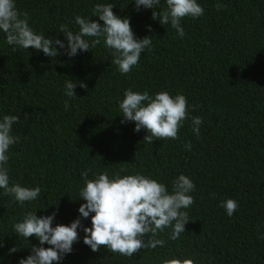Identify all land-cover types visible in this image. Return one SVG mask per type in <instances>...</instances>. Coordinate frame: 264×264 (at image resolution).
I'll return each instance as SVG.
<instances>
[{
  "label": "trees",
  "instance_id": "trees-1",
  "mask_svg": "<svg viewBox=\"0 0 264 264\" xmlns=\"http://www.w3.org/2000/svg\"><path fill=\"white\" fill-rule=\"evenodd\" d=\"M15 3L37 34L65 44L60 25L76 33V16L98 20L92 16L94 6L112 3L114 14L129 18L136 38L151 36L152 47L124 75L103 41L74 57L56 46L61 54L51 58L8 45L0 30V121L5 115L19 117L12 131L19 142L10 146L5 167L10 186L41 189L37 200L23 206L0 189V264H19L31 246H41L34 236L27 240L14 231L26 212L38 217L55 212L53 226L80 217L85 203L79 195L85 186L81 173L88 169V179L100 173L110 179L117 173L142 174L163 183L169 193L172 182L186 175L195 184L189 193L195 202L185 209L189 222L177 240L169 239L172 229L167 228L157 236L164 246L141 249L130 258L104 247L93 252L79 228V240L59 264H164L174 258L194 264H264V0H197L204 15L181 21L183 38L170 24L153 20V9L137 10L135 0ZM217 4L224 9L217 11ZM165 8L166 0H160L156 11ZM66 80L87 88L77 83L76 98H69ZM128 89L153 97L160 91L184 95L189 115L179 138L150 144L144 141L146 129L136 132L135 122L121 123L119 103ZM192 117L203 119L199 136ZM227 199L239 205L231 217L220 206ZM91 215L81 218L84 227H91ZM13 246L18 250L10 254Z\"/></svg>",
  "mask_w": 264,
  "mask_h": 264
},
{
  "label": "clouds",
  "instance_id": "clouds-1",
  "mask_svg": "<svg viewBox=\"0 0 264 264\" xmlns=\"http://www.w3.org/2000/svg\"><path fill=\"white\" fill-rule=\"evenodd\" d=\"M159 4L160 0H135L137 10L141 6L153 9L152 19L159 20L161 25L170 24L181 38L185 35L181 21L185 17L198 18L204 15V9L197 0H166L165 10L156 11ZM113 7L112 3H97L92 9V16L98 17V20L76 16L74 23L79 26L76 33L68 25H60L59 32L64 33L65 44L59 38L37 34L29 25L28 14L17 9L15 0H0V30L6 34L8 45L42 51L51 58L61 54L56 46L65 50L69 57H74L78 50L89 51L103 41L113 57L112 63L118 66L121 74L127 75L138 65L145 49H151L152 39L151 36L136 38L129 18L114 14ZM224 7L223 4L216 5L217 11ZM99 21H103V24ZM13 51H16V47H13ZM77 83L81 88H87L83 82L66 80V96L76 98L74 89ZM64 107H69L67 101ZM119 107L124 118L121 123L135 122L136 132L146 129L148 134L144 141L150 144L154 140L178 139L179 129L189 115L186 97L181 94L173 97L167 91H160L153 97L148 91L140 93L128 89ZM18 122L19 117L15 115H5L0 121V189L4 190L5 196L13 197L14 203L23 206L26 202L37 200L41 189L39 186L23 187L18 183L10 186L5 165L9 161L7 153L10 146L19 142V137L12 135L13 125ZM202 122V117H192L193 132L197 136ZM185 148L190 151L191 144L186 143ZM89 171L81 173L85 186L79 195L85 203L78 209L80 217L70 225L53 226L55 212L41 217L36 212H26L22 222L14 224L15 233L27 240L34 236L41 245L31 246V254L20 259L19 264H59L79 240V228L85 233L83 243L93 252H99L104 247L129 258L141 249L164 246L165 240L157 236L167 228L172 229L169 236L171 240H177L185 232V225L189 222L185 209L195 202L189 194L195 190V184L186 175L180 174L172 182V192L169 193L163 183L142 174L120 176L117 173L110 179L107 173H100L96 178L88 179ZM220 206L226 209L230 217L239 207L234 199H227ZM90 214H93L91 227H84L81 218L87 219ZM44 244L50 247H43ZM17 250L13 246L9 253ZM164 264H194V261L174 258L164 261Z\"/></svg>",
  "mask_w": 264,
  "mask_h": 264
}]
</instances>
